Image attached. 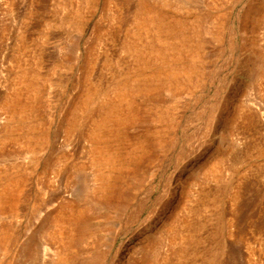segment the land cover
I'll return each instance as SVG.
<instances>
[{"label": "rangeland", "instance_id": "rangeland-1", "mask_svg": "<svg viewBox=\"0 0 264 264\" xmlns=\"http://www.w3.org/2000/svg\"><path fill=\"white\" fill-rule=\"evenodd\" d=\"M92 1L0 0V134L13 79L27 84L25 94L37 92L36 108L22 106L24 95L26 118L2 138L0 187L18 181L21 188L0 210V264H264V0ZM139 2L166 21L188 22L183 39L195 52L185 63L197 66L175 93L155 92L156 80L132 82H147L155 95L135 94L138 116L125 132L150 147L108 209L92 192L86 131L95 110L81 112L71 131L67 121L88 86L109 88L133 73L124 41L138 29ZM239 109L254 115H236L230 133ZM63 201L77 202L89 229L66 221L62 238L72 243L43 248L41 223ZM169 223L180 233L173 241ZM188 233L197 237L190 245ZM29 243L33 258L24 252Z\"/></svg>", "mask_w": 264, "mask_h": 264}, {"label": "bare ground", "instance_id": "bare-ground-1", "mask_svg": "<svg viewBox=\"0 0 264 264\" xmlns=\"http://www.w3.org/2000/svg\"><path fill=\"white\" fill-rule=\"evenodd\" d=\"M87 1L89 4H93L92 0ZM160 1L169 5V0ZM177 4H180L178 0H176L175 6H177ZM252 9H256V6H252ZM137 11L138 13L135 20L138 29L135 31L133 30L128 40L124 41L125 51L130 53L135 62L133 73H130L122 80H117V78V81L109 88H103L102 86L93 84L88 86L72 107L69 113L70 117L67 121V127L71 131L76 128V119L82 114L81 112L88 111L91 113L95 110V114L90 116V125L86 131L87 136L92 142L90 148V154L92 156L91 162L96 166V175L93 176L94 180H97V185L93 188L92 192L96 196L95 202L106 208H114L117 205V203H115L117 200V191L115 189L119 186L118 183L124 178L125 172L129 169L134 170L147 144L143 137V139L135 140L133 138L134 141L133 139L129 141L125 132V125L136 120L138 116V101L134 98L135 94L139 93L140 97L143 99L149 98L148 100H151L150 98L155 95V92H159L162 89H168L172 91V93H175L184 86L182 79L189 78L190 69L195 66L194 63L193 66L192 64L185 63V57L187 55L190 57L189 54L194 51L193 47H191L193 44L191 45L188 39L186 41L183 39L189 37L185 28L188 22L185 21V19L171 18L170 21H166L168 17L162 12L156 10L153 6L148 7L141 2L138 4ZM185 42H187V44ZM188 57L187 60L189 59ZM254 60L256 59L254 58ZM256 64L258 65V63ZM193 70L192 72H194ZM139 76L143 77L147 82L151 80L157 81L156 86L154 83L152 84L155 91L154 94L151 92L153 88L148 87L147 82L145 84L132 83L136 80V77ZM190 81H192V79ZM11 84V89L5 93L1 102L2 112L7 114L4 120L5 123L2 126V132L4 133L0 134V152L4 144L2 138H6L5 136L8 129L13 124L20 123V121L26 118L24 110L19 109V102L23 100V96L25 95L27 99L23 102V107L29 106L32 110L36 108L34 107L37 95L35 90L25 94L24 90L28 86H26L27 84L22 86L20 82H18V77H15ZM98 96L99 100L95 102ZM93 102H95L94 106H92L94 104ZM151 109L154 108L152 107ZM234 113L230 119L238 114L242 117L247 112H241L239 109L236 114ZM252 115H254V113H252ZM252 115L247 113L248 117H252ZM143 116L141 117L143 118ZM141 117H139V119ZM236 117L232 120V124L230 123V127L228 128L230 133L233 131V127L236 126L234 125ZM228 135L230 134L228 133ZM149 147H146V149ZM262 151H264V149ZM218 167L219 164H212L208 171L215 170ZM18 185V181H14L4 183L0 187V210L3 209L5 204L7 205V203L13 201V196H16L15 192L17 191L15 190ZM20 188L19 185V189ZM85 190L87 192L89 189L85 188ZM84 195L82 202L85 199L87 201V193ZM76 206H78L77 202H59L50 213L47 215L45 214L44 220L41 223V235L43 237L41 247L45 248L44 244H46V241L50 243L52 241H58L59 244L64 243L67 245L72 243L73 239L68 240L66 237L62 238L63 232L61 227L66 221L76 225H83L84 229H89L85 222H80L81 216L80 213L76 212ZM187 225V222L183 223V227ZM166 228H169L168 234L171 241L180 234L175 230L173 223L167 224ZM184 236L188 245H190L194 239H197V237H194L190 233ZM2 238L5 239L4 236ZM61 247L62 245L60 248ZM60 248L58 253L61 252ZM34 249L35 247L32 243H29V245L25 247L24 252L28 258L34 257L31 251ZM64 251L63 254L67 257L69 254L68 248ZM184 254L185 253L181 250L176 252V260L180 262ZM62 257L63 255H60L61 259ZM163 261L166 263L168 260L165 258ZM145 262L147 264L148 260L145 259ZM214 262L215 261L210 262V264H214Z\"/></svg>", "mask_w": 264, "mask_h": 264}]
</instances>
